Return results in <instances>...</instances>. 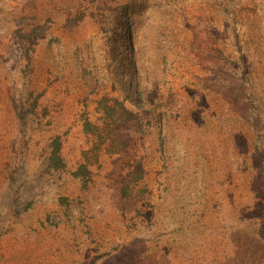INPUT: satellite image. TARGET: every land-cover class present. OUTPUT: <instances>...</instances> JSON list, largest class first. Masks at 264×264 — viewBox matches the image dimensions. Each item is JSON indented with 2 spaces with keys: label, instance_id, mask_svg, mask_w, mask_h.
<instances>
[{
  "label": "rangeland",
  "instance_id": "rangeland-1",
  "mask_svg": "<svg viewBox=\"0 0 264 264\" xmlns=\"http://www.w3.org/2000/svg\"><path fill=\"white\" fill-rule=\"evenodd\" d=\"M0 264H264V0H0Z\"/></svg>",
  "mask_w": 264,
  "mask_h": 264
},
{
  "label": "trees",
  "instance_id": "trees-1",
  "mask_svg": "<svg viewBox=\"0 0 264 264\" xmlns=\"http://www.w3.org/2000/svg\"><path fill=\"white\" fill-rule=\"evenodd\" d=\"M38 29H42V28H38ZM55 143V151H53V158L54 159H60V144L57 142H54Z\"/></svg>",
  "mask_w": 264,
  "mask_h": 264
}]
</instances>
